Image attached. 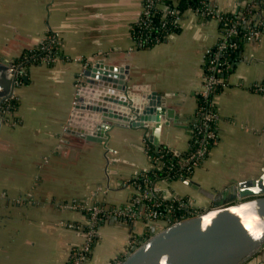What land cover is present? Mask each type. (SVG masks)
Instances as JSON below:
<instances>
[{"label": "crops", "instance_id": "crops-1", "mask_svg": "<svg viewBox=\"0 0 264 264\" xmlns=\"http://www.w3.org/2000/svg\"><path fill=\"white\" fill-rule=\"evenodd\" d=\"M209 1L219 12L238 11L248 2ZM142 10V0H0V90L10 75L6 61L17 65L50 32V42L63 54L24 69L27 78L13 90L17 110L0 109V264H67L85 237L68 226L84 214L66 204L124 205L132 195L126 179L153 166L144 127L114 123L102 141L68 128L77 83L91 62L128 64L125 78L150 85L155 101L164 100L179 116L162 123L160 142L187 149L205 55L221 38L219 20L186 9L180 30L168 40L133 51L130 25ZM235 61L230 85L215 97L220 139L193 175L216 192L261 176L264 167V89L256 88L264 84V32L247 41ZM156 187L166 198L189 196L197 205H213L182 178L159 180ZM140 231L138 222L104 219L88 264H118ZM244 264H264V248Z\"/></svg>", "mask_w": 264, "mask_h": 264}, {"label": "water", "instance_id": "water-1", "mask_svg": "<svg viewBox=\"0 0 264 264\" xmlns=\"http://www.w3.org/2000/svg\"><path fill=\"white\" fill-rule=\"evenodd\" d=\"M6 62L10 75L0 90V103L13 93L22 71L12 61ZM129 68L101 58L90 63L77 83L68 121L71 131L102 141L105 138L100 136L114 123L144 127L159 147L162 123L179 116L164 100L155 101L150 85L130 83L125 78ZM182 180L209 197L213 205L158 230L118 264H244L264 248V167L261 176L237 180L220 192L192 177Z\"/></svg>", "mask_w": 264, "mask_h": 264}, {"label": "trees", "instance_id": "trees-1", "mask_svg": "<svg viewBox=\"0 0 264 264\" xmlns=\"http://www.w3.org/2000/svg\"><path fill=\"white\" fill-rule=\"evenodd\" d=\"M256 2L258 6L257 8L255 6L253 8L247 2L245 3L244 6H241L238 11L222 12L223 16L228 17V19L231 20L232 22L237 21L238 19L241 18L243 14H246L247 21L246 23L238 24V29H239L238 34L233 38V40H236L238 42V47L234 49L229 48L222 54V58L226 59L229 62V67L216 72V81H215L216 83L214 88L211 90L210 94L205 96L203 92L200 90L196 93V98H197L196 111L194 117L189 121L188 124L190 139L191 137L193 139L194 137H196V135H198V131L201 127V123H203V121L199 117V113L202 109L212 108L213 111L216 112L217 114L215 116V119L207 122V124L209 125L207 126V128L216 129L217 138L211 142L204 159L199 165H201L205 161L211 149L217 144V142L220 139L219 125H218L219 109L217 103L215 102V97L217 96V94L221 93L226 86L230 85L229 76L236 66L235 60L238 59L239 54L244 48L246 42L249 41L248 36L251 34V29L258 27L257 23L259 21L261 20L264 21V15L261 11L264 4V0L261 1L257 0ZM209 3H210L209 0H159L154 7H150V13L148 17L150 23L148 25L140 24L141 16L145 17L146 15L145 13H143L142 10L140 17L136 21L132 22L130 25V36H131V40L133 41V46H132L133 51L151 48L158 43L168 40L172 34L180 30V24L174 23L172 18L173 14L171 15L169 14L168 12L169 9L175 8L177 13L181 14L183 11H185L188 8L195 9V8L203 7V5ZM144 4L145 2L144 0H142V8H144ZM250 7H252L251 11L248 10L250 9ZM255 11H257L258 13L255 14ZM165 21H166V25H164ZM223 22H224L223 20L219 21L221 37L224 35L226 30ZM261 28H262L261 30L264 32V25L261 26ZM49 35H50L49 38H47L40 45L32 49H29L27 51H24L21 54V56H19L15 60V63L16 64L21 63L26 70L33 63L50 62L52 61V57L58 54L59 56L62 57L63 54L60 50L61 46L59 47H56V45L53 46V43L50 42L51 36L54 35L53 32H50ZM217 49L218 48L216 44L213 47H211L210 50L206 53L205 60L203 63L204 75L211 72L210 69L211 62L215 56ZM45 56L46 59L44 60L43 58ZM20 77L19 79H21ZM261 85L264 88V84L261 83ZM18 103L19 102L16 95L10 97L2 105L3 112L5 114H10L11 112H14L18 108ZM146 148L148 149V153L150 154V157L153 158V160L151 159L153 162V166L150 168H141L132 176L126 179V183L130 185L132 190L131 198L134 195L138 194L140 190H142L145 187L146 180L148 179L158 182L159 180L162 179L171 181L180 178L178 173L180 170L179 167L182 164V161L183 159H185L188 152V148H187L185 150H180V153H176V150L174 148L164 143H161L159 147H156V145L151 141L149 137H146ZM155 157L157 159H155ZM193 175L194 173L191 175L192 178ZM187 197L188 196H184L181 199H187ZM158 200L161 201L163 205L153 206L152 207L153 211L156 213L158 212L159 214L165 213L167 210L166 208L167 205L171 203V199L164 197L162 194H158ZM178 202H175V206L172 209V213H174L177 217H180V215L182 216V214L189 215L194 213L193 209L190 207H186V206L178 207ZM144 204L148 205L149 201H145ZM200 207L203 209L206 208L204 206H200ZM83 211H82L83 214L86 213L85 210ZM83 230L84 229L78 231L84 234ZM127 254H124L121 258L126 257Z\"/></svg>", "mask_w": 264, "mask_h": 264}, {"label": "built area", "instance_id": "built-area-1", "mask_svg": "<svg viewBox=\"0 0 264 264\" xmlns=\"http://www.w3.org/2000/svg\"><path fill=\"white\" fill-rule=\"evenodd\" d=\"M158 1L159 0H144L145 4L143 8V13H145L146 15L145 17L141 16L140 24L148 25L150 23L148 20L150 7H154ZM256 1L257 0H248V3L253 8L254 6L257 8L258 6ZM252 7H250V9L248 10L251 11ZM195 10L210 14L212 17H217L219 21L223 20V24L226 28L224 35L217 42L218 49L211 62V72L204 75V79L201 84L200 91H202L203 94L207 96L210 94L211 90L215 86L216 72L229 67V62L226 59L222 58V54L229 48L234 49L238 47V42L236 40H233V38L238 34V24L246 23L247 16L246 14H243L240 19L232 22L228 19V17L223 16L222 12L217 11L213 6H211L210 3L203 5V7L195 8ZM168 12L170 15L173 14L172 18L174 23H179L180 14L177 13L176 9H169ZM257 13L258 12L255 11V14ZM257 24L258 27L251 29V34L248 36V40L260 39L261 35L263 34L261 26L264 25V21L261 20ZM164 25H166V21L164 22ZM43 59L45 60L46 56ZM18 65L17 67H20L21 69L23 68V65L21 63ZM22 73L23 71H20L19 74ZM17 82L18 80H16V84H18ZM256 88L261 89L263 87L261 84H257ZM10 97H13V93L3 100L2 105ZM0 109H3L2 106L0 107ZM216 115V112H214L212 108L202 109L200 111L199 117L201 118L203 123H201L198 135H196V137H194L193 139L191 137V139L189 140V145L187 147V155L185 159H183L182 164L179 167L180 170L178 173L180 178L192 177L191 175L195 172V169L204 159L208 151L209 145L212 141L217 138L216 129L207 128V126H209L207 122L215 119ZM146 151L148 153L147 148ZM176 153H180V150L179 152L176 151ZM148 155L150 156L149 153ZM151 159L153 160V158ZM155 159L157 158L155 157ZM127 186L130 187L129 184H127ZM158 194L160 193L156 187V182L148 179L146 180L145 187L140 190L138 194L134 195L130 199V201L124 205L109 206L92 200L66 204V206H69L71 208L83 209L86 211V215L81 222L69 223V226L73 228H76L78 230L84 229L83 231L85 238L80 245L72 248L67 264H88L94 243L96 239L99 238L101 221L108 217L117 216L126 221L132 220L140 223L141 231L134 235L132 239L133 250L134 247L141 244L145 239L153 235L158 230H161L176 221L190 217L203 210V208L197 205L189 196L187 197V199H181L184 196H174L170 198L171 203L167 205V210L165 213H156L153 211L152 207L163 205V203L158 200ZM145 201H149V204L145 205ZM175 202H178V207L186 206L192 208L194 213L189 215L182 214V216L180 215V217H177L174 213H172V209L175 206Z\"/></svg>", "mask_w": 264, "mask_h": 264}, {"label": "rangeland", "instance_id": "rangeland-1", "mask_svg": "<svg viewBox=\"0 0 264 264\" xmlns=\"http://www.w3.org/2000/svg\"><path fill=\"white\" fill-rule=\"evenodd\" d=\"M189 9V8H188ZM82 28H79V30H81ZM217 44V43H216ZM20 64V63H19ZM18 65V64H17ZM17 65H15V66H17ZM19 66V65H18ZM24 67L21 69L22 71H23V73L22 74H19V76L17 77V80H18V82L17 83H22V82H24V76L26 75V73L24 72ZM21 76V77H20ZM19 77L21 78V79H19ZM255 88V87H254ZM261 89H263V88H261ZM261 89H259V90H261ZM2 106V103H0V107ZM3 111V110H2ZM205 209V208H204ZM79 210H81V212L83 211V209H79ZM84 212V211H83ZM84 215H86L85 213H84ZM72 223H74V222H72ZM68 226H69V223H68ZM69 227H71V226H69ZM76 229V228H75ZM97 241H98V238L96 239V241H95V243H94V246H95V244L97 243ZM140 245V244H139ZM94 246H93V248H94ZM92 251H93V249H92ZM92 251H91V253H92ZM91 255V254H90ZM90 259V258H89Z\"/></svg>", "mask_w": 264, "mask_h": 264}]
</instances>
